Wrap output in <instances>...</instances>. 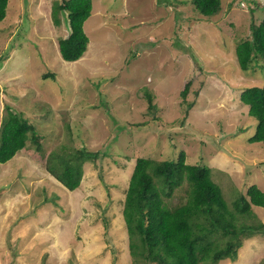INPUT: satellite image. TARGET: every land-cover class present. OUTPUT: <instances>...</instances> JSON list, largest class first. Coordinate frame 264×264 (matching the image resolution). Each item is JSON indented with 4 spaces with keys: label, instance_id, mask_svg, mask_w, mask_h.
<instances>
[{
    "label": "rangeland",
    "instance_id": "rangeland-1",
    "mask_svg": "<svg viewBox=\"0 0 264 264\" xmlns=\"http://www.w3.org/2000/svg\"><path fill=\"white\" fill-rule=\"evenodd\" d=\"M54 1L8 0L0 21V126L7 104L43 144V154L28 145L0 163V264H133L121 209L138 155L183 150L185 163L210 167L229 205L252 184L264 191V145L247 140L256 119L238 97L264 68L241 70L234 52L264 0H221L208 16L192 0H92L88 43L74 61L59 53L69 27L62 11L53 24ZM62 144L105 151L84 161L72 190L45 169ZM186 196L183 181L164 198L174 206ZM252 212L245 221L264 224V205ZM215 264H264V233Z\"/></svg>",
    "mask_w": 264,
    "mask_h": 264
},
{
    "label": "trees",
    "instance_id": "trees-1",
    "mask_svg": "<svg viewBox=\"0 0 264 264\" xmlns=\"http://www.w3.org/2000/svg\"><path fill=\"white\" fill-rule=\"evenodd\" d=\"M192 2L194 8L206 16L215 14L221 4V0ZM7 4L8 0H0V21L6 16ZM91 7L92 0L52 3L53 24L59 22L62 11L69 27V33L58 40L62 59L74 61L86 49L88 37L83 22L90 15ZM259 7L264 9L256 2V8ZM256 18L252 17L250 37L240 38L234 46L238 66L243 71L264 68V14ZM53 76L50 71L42 74L43 78ZM189 84L190 81H186L181 89L183 99ZM146 97L149 109L154 108L150 94ZM238 97L247 105V114L256 119L254 132L247 140L264 145V80L244 87ZM5 109L0 126V163L28 145L43 154L42 135L33 123L21 110L7 104ZM104 155L102 150L69 148L62 144L47 153L45 169L72 190L80 184L84 161L101 159ZM184 157L183 150L176 158L135 157L121 209L133 264L138 260L153 264H215L225 257L235 259L243 237L264 233L263 223L245 221L255 217L253 206L264 205L263 190L252 184L245 193L238 192L229 205L221 187L212 178L210 167L203 163H185ZM183 181L187 182L186 200L169 206L164 197H169Z\"/></svg>",
    "mask_w": 264,
    "mask_h": 264
}]
</instances>
